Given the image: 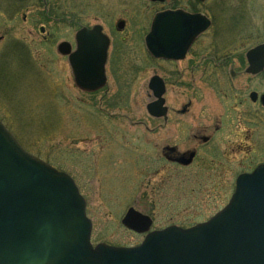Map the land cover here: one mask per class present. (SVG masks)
<instances>
[{
	"label": "rangeland",
	"instance_id": "obj_1",
	"mask_svg": "<svg viewBox=\"0 0 264 264\" xmlns=\"http://www.w3.org/2000/svg\"><path fill=\"white\" fill-rule=\"evenodd\" d=\"M81 2L47 0L45 10L41 0H0V121L26 151L73 178L87 202L94 245L134 247L144 240L121 223L130 208L149 216L153 230L207 221L228 204L237 176L264 162V108L249 99L252 91L264 92V73L255 78L245 73L246 52L264 43V0L210 1L222 3V25L215 28L222 30V58L209 65L222 66V98L196 74L192 110L181 120L197 128L222 115L223 127L220 149L203 153L189 168L172 165L156 151L179 136L180 118L178 127L171 122L153 134L135 125L157 124L147 112L154 100L148 84L155 64L143 47L156 8L114 11L104 20L105 32L118 39L115 22L121 13L148 19L146 26H127L124 32L131 37V58L122 73L111 69L112 60L106 87L86 93L76 87L67 57L57 51L64 41L74 48L83 26L101 23ZM134 61L146 65L132 77ZM129 77L133 81L125 94ZM179 93L168 90L170 115L183 102ZM257 110L258 123L250 125Z\"/></svg>",
	"mask_w": 264,
	"mask_h": 264
},
{
	"label": "water",
	"instance_id": "obj_2",
	"mask_svg": "<svg viewBox=\"0 0 264 264\" xmlns=\"http://www.w3.org/2000/svg\"><path fill=\"white\" fill-rule=\"evenodd\" d=\"M210 25L200 14H158L145 39L147 49L154 58L181 60ZM76 45L74 52L67 42L58 46L69 58L76 86L86 92L103 88L109 39L102 27L81 29ZM246 59L247 74L262 73L264 44ZM149 88L159 100L147 106L148 113L166 115L162 83L153 77ZM122 225L145 234L152 220L129 209ZM91 235L86 201L73 179L26 152L0 122V264H264V165L240 176L229 204L206 223L154 231L131 248L93 246Z\"/></svg>",
	"mask_w": 264,
	"mask_h": 264
},
{
	"label": "flooded vegetation",
	"instance_id": "obj_3",
	"mask_svg": "<svg viewBox=\"0 0 264 264\" xmlns=\"http://www.w3.org/2000/svg\"><path fill=\"white\" fill-rule=\"evenodd\" d=\"M41 1L43 7L45 8V10H47L48 9L47 0H41ZM210 1L211 0H207L204 3H199L193 0H187L186 3H182L179 0H165L164 2L152 1V0H82V2L80 3L81 8L93 11L96 14V21L101 22L93 25V27L94 26L102 27L103 33L109 39L106 71H107V66L108 69L110 70L111 62L113 60L112 62L113 66L111 69L113 71L115 70L114 72L117 73H119L117 70H119L120 73H122V71L124 70L123 66L125 65L127 60L131 58V54H127L128 50L130 49L129 39H131V37L128 38L124 36V32L126 31L127 26L129 27L134 25L146 26L148 20L145 19V15L142 18V16L136 15L134 13L131 16H127V15L124 16V13L126 11L138 12L144 7H146L147 4L154 6L156 8V12L154 13L153 18L150 20L151 22H150L149 31L151 29V25L154 18L158 14L168 11L171 12L181 11L189 15L200 14L210 20L211 25L209 29L206 32L201 33L193 41V43L190 45L189 49L185 53L184 58L181 60H166L163 58H153L148 53L145 44V37L149 33V31L145 35L143 39V47L146 52L145 54H147V59L151 61V63L155 64L154 74L152 77H157L160 80V83H162L164 87V93L161 99L164 101V108H166L167 110L166 115L160 117L149 115L150 118H152L157 122V124L154 127L145 124L143 121H138L135 124L137 128H142L145 133L153 134V133H157L155 131L164 130L166 128L168 129L169 124L171 122L174 123V125L177 124L176 127H178L180 120L189 116V113L192 110V103L196 89V77H195L196 74L200 75V81L202 83H208L213 88H215V90H217L218 94L222 98V82H220V80H222V66L220 65L214 67L209 66L210 64L213 63L218 64L216 59L222 58V36H220L222 30L221 29L217 30V32L215 30L217 26V22L219 23V26L222 25L220 23L222 22L221 20L222 3L211 4ZM204 6L206 8L202 9ZM211 6L214 8H212ZM213 10L214 13L212 14L211 12ZM114 11L124 12L121 13V15L123 16L119 17L115 22L116 25L115 29L118 32L116 33L118 39L114 38V35H112L111 33H106L104 27L107 25L106 21L108 20L109 16H112ZM98 16H100L101 19H99ZM75 21L78 20L75 19ZM121 24L122 27L120 28ZM83 27H87V26H83ZM210 31L213 32V34L208 35ZM41 32L44 33L45 29L41 28ZM144 64L145 62H141L139 64H137L135 61L133 62V65L131 67L132 69L131 74H133L132 77L145 68V66H143ZM246 70L247 68L245 69V73ZM213 73L216 76L212 78L210 75ZM263 73L264 71L261 74ZM261 74L249 75V76L255 78ZM230 75L232 77H235L236 73L234 72V70H231ZM132 77H129L128 79L129 81H126L123 84L126 85L127 91L125 92V94H128L130 86L132 85V83L130 82L133 81ZM123 85H121L122 88L120 89H124ZM170 88L180 92L183 95L182 104H180V107L176 108L174 113H172L171 115L169 114L170 110L167 104L168 102L167 94ZM197 88L200 89V87ZM252 94L257 95L255 101H253L251 98ZM263 97H264V92L259 94L256 91H252L249 95V99L251 103L261 108H264V103L262 100ZM112 99L113 97L111 98V100ZM255 113L256 115L254 116V118L251 119L250 125L251 124L255 125L254 123L256 124L258 123L257 115L259 111L257 110ZM215 117L216 118L212 122L214 124L198 126L197 128L187 125L186 123L188 121L184 122V120H181L182 125H180V127L178 128L180 130L183 129V131H180L178 128H175V130H177L176 133H178L179 136L175 134L174 135L175 138L173 139V141H171V144H165L164 146L160 147L159 150L158 148H156V151L157 153L159 152L161 159L181 168H189L197 163L199 157H201L203 153L210 154L211 150L214 151L215 149L217 150L220 149L218 141L220 140L219 136L222 133V127H223L222 115H217ZM178 118H180V120H178ZM182 135L184 136L182 137ZM143 141L144 144L146 145L145 138H143ZM150 143L152 144V142ZM148 146L152 147L151 145ZM151 149L155 153L154 146ZM191 155H192V159H191ZM189 160L192 161L188 165L182 163V161L188 162ZM262 164H264V162L258 164L256 167ZM256 167L254 169H256ZM254 169H252L251 171L240 173L237 176V178L243 174L252 173Z\"/></svg>",
	"mask_w": 264,
	"mask_h": 264
}]
</instances>
